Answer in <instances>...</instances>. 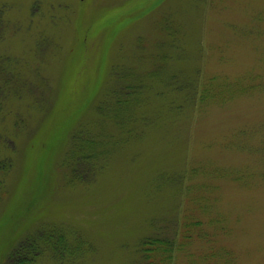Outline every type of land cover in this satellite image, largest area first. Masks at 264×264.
I'll list each match as a JSON object with an SVG mask.
<instances>
[{"label":"rangeland","instance_id":"374dc122","mask_svg":"<svg viewBox=\"0 0 264 264\" xmlns=\"http://www.w3.org/2000/svg\"><path fill=\"white\" fill-rule=\"evenodd\" d=\"M158 236L264 264V0H0V264Z\"/></svg>","mask_w":264,"mask_h":264},{"label":"trees","instance_id":"16d2710c","mask_svg":"<svg viewBox=\"0 0 264 264\" xmlns=\"http://www.w3.org/2000/svg\"><path fill=\"white\" fill-rule=\"evenodd\" d=\"M120 91H122L120 89ZM207 91V88L203 90ZM117 90H111V94H114ZM207 92L200 94V97L206 96ZM197 94V92H196ZM114 96V95H113ZM81 132L76 131V134L72 136V139L81 137ZM183 238H188L187 235H183ZM182 240V236H181ZM182 246V241L177 242L176 239H164L161 236L158 237H144L139 244V252L142 254V259L136 264H173V253L176 249ZM27 258H22L20 263L28 264Z\"/></svg>","mask_w":264,"mask_h":264}]
</instances>
